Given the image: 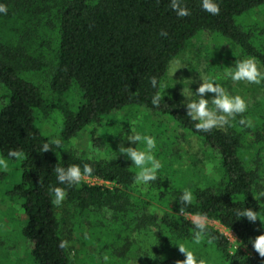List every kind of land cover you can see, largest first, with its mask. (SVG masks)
<instances>
[{
    "label": "trees",
    "instance_id": "1",
    "mask_svg": "<svg viewBox=\"0 0 264 264\" xmlns=\"http://www.w3.org/2000/svg\"><path fill=\"white\" fill-rule=\"evenodd\" d=\"M0 3L7 7V12L0 14V23L9 25L13 35L10 41L4 39L5 32L0 33V155L20 161V181L6 195L21 200L26 220L19 235L29 244L30 264H70L67 247H58L61 240L69 241L70 230L65 236L66 227L58 221L51 203V189L65 187L56 181L53 170L56 164L62 167L76 164L81 169L88 164L94 172L86 177L115 185L109 189L80 183L67 188L62 202L75 216L83 235L85 232L92 238L101 232L113 235L110 244L98 243L99 249L111 250L115 243L126 242L128 234L139 227L153 226L159 233L154 245L162 256L159 264H176L184 257L171 244L193 238V224L185 216L204 213L208 220L232 231L239 240L240 247L229 251L226 238L208 226L205 239L217 248L219 264H264V258L258 256L250 243L264 232L263 207L256 198L264 190V165L251 164L245 158L244 147L251 138L256 161L260 160L264 150V99L254 112L240 114L226 130L199 132L177 97L164 94L160 106L153 107L151 97L156 89L149 83L151 76L163 82L172 60L203 30L215 32L238 47L243 56L264 65V21L256 28L240 24L242 16L264 8V0H218V15L202 10L200 0H185L190 12L185 17L175 15L169 0H0ZM161 30L167 32L166 37L159 35ZM41 72L47 77L50 98L31 78ZM74 85L80 93L77 107L67 101V93ZM260 87L264 89V82ZM132 109L147 111L140 113L148 119L139 120L145 132H138L155 137L154 156L162 165L158 180L146 187L151 192L149 199L141 197L137 206L129 202L128 192L136 186L133 177L138 169L118 153V146L112 142L91 133L92 145L102 152L100 157L73 150L62 152L55 147L40 151L41 145L53 138L60 139L63 148L84 128L99 126L102 120L107 121L111 130L120 123L115 136L123 141V133H130L131 120L138 112L122 111ZM36 113L48 130L54 127L53 133L46 135L37 127ZM152 117L172 121L183 132L184 141L190 139L198 144L203 159H197L201 165L196 169L201 173L194 171L192 187L166 182L164 175L179 177L183 173L182 158L188 152L177 147L178 138L157 125ZM241 118L246 125L239 123ZM10 152L22 155L13 157ZM207 163L215 166L217 178L203 173V164ZM183 189L193 193V202L181 215L174 198ZM155 201L165 210L150 211L148 208ZM243 208L257 211L261 221L235 217L234 212ZM134 210L138 212L132 217L129 213ZM115 253L120 255L118 250Z\"/></svg>",
    "mask_w": 264,
    "mask_h": 264
},
{
    "label": "rangeland",
    "instance_id": "2",
    "mask_svg": "<svg viewBox=\"0 0 264 264\" xmlns=\"http://www.w3.org/2000/svg\"><path fill=\"white\" fill-rule=\"evenodd\" d=\"M263 21L264 8H261L254 9L242 16L240 24L243 25L244 28H256L262 25ZM1 32H5L4 39L8 38L10 41L13 39V35L9 30V25L0 23V33ZM244 58L246 57L241 54L238 47L234 46L227 39L222 38L210 30L200 31L194 38L188 41L184 50L170 63L167 74L163 80V83L167 86L164 90V94L175 96L185 104L186 99L183 95L187 90V86L194 92L198 83H200L199 75L215 77L216 82L221 83L231 94H239L245 98L248 103V108L245 112H254L256 110L255 106L260 104L264 99V89H262L260 85L255 84L237 83L234 85L230 79L224 78L226 68L232 66L234 61ZM176 60H180L185 67L177 69L172 74V69L175 67L174 62ZM31 78L43 89L46 98H50L51 94L47 90V77L45 73L41 72L33 75ZM189 80L195 82L188 85ZM207 95L211 94H206V98ZM67 101L72 107H77L79 104L80 93L75 85L72 86L67 93ZM122 112H138L135 119L131 118V128L137 132L139 130L145 132L139 120L143 118L145 120L148 119V117L140 113L147 111L132 109ZM116 119L119 121L120 115L116 116ZM152 119L155 120L156 124L161 128L167 129L169 134L178 138L179 145H177V147L188 152V156L186 155V157L182 158V162L185 163L182 167L183 173L179 177L164 175L167 177L166 182L172 184L175 181L185 188L192 187L194 183V171L198 173L199 168L196 169V167L201 165V163H197V159H203V156L199 152L198 144L190 139L187 140V142L184 141L183 132L179 128H176L172 121L158 117H152ZM106 122L107 121L102 120L99 126L90 125L84 128L63 147L62 152L73 150L75 152L100 157L102 152L92 145L90 139L91 133L117 146L121 143H128L126 140L118 141V139H116L115 135L117 130L115 128L120 127V123L117 122L116 126L111 130V128L107 127ZM35 123L46 135L55 131L54 127H49L48 130V126L41 121L39 113H36ZM251 144L252 139H247V143L244 146L245 158L250 160L251 164L253 162H258L264 165V150H261L260 160L256 161L257 155H255V149L251 147ZM202 170L203 173L209 175L208 177L217 178L214 173L215 166L212 167L208 163L203 164ZM200 173L201 172H199L198 175ZM20 176L21 168L19 159H5L0 155V264H30V255L28 252L29 244L19 235L20 229L26 220L21 210V200L10 199L6 195V192L9 191L13 185L19 183ZM81 183L101 185L109 189L115 187L111 182L102 185L101 180L98 178L84 177ZM139 192H143L144 195H141ZM128 193V200L133 206L139 205L141 197L148 200L149 198L147 196L151 194L146 187L138 185L133 186ZM259 199L263 207L262 216L264 217V197H260ZM54 207L58 221L66 227L65 236H68L67 232L70 230L69 241H67V252L70 264H159V259L162 256H160L157 250H154V245L159 238L157 228L153 226L139 227V229L128 234L129 236L126 242L121 241L115 243L114 246H111V250H104L103 247L99 249L98 243H101L103 246L108 243L110 244L111 241L114 240L113 235H107L104 232L97 233L93 238L89 236L88 232H85L83 235L81 230L78 229L75 216L71 213L67 205L62 203L59 207L55 205ZM148 209L156 213L158 209L159 211L162 209L165 210V208L161 207L160 203L156 201L153 202ZM137 212V210H134V212H130L129 215L135 217V213ZM185 218L192 223L190 215H186ZM208 226L226 238L229 251L236 249V241L238 242L237 248L240 247L239 240L232 231L224 228L213 220H208ZM153 229H156V231L153 232ZM180 244H183L193 251L199 259L205 261V264H219L220 262L221 258L217 248L205 238L199 244L195 243L193 238L173 242L171 244L172 249L176 247L175 250H177V254L183 256L178 250L177 245ZM115 250H118L120 255L117 256L116 254L118 253H115ZM167 251H169V246L167 247Z\"/></svg>",
    "mask_w": 264,
    "mask_h": 264
},
{
    "label": "clouds",
    "instance_id": "3",
    "mask_svg": "<svg viewBox=\"0 0 264 264\" xmlns=\"http://www.w3.org/2000/svg\"><path fill=\"white\" fill-rule=\"evenodd\" d=\"M169 6L177 17L190 15L185 6V0H169ZM200 7L211 15H218L220 12L218 0H200ZM6 12L7 7L0 3V14ZM159 35L166 37L167 32L161 30ZM174 64L172 74L177 69L185 67L180 60H176ZM224 78L230 79L234 85L237 83L261 85L264 82V65H258L254 58L236 60L232 66L226 68ZM199 80L200 83H198L194 92L187 86V90L183 95L186 99L184 104L185 115L194 122L193 126L199 132H209L213 129L226 130V126L231 127V122L248 108L245 98L239 94H231L221 83L216 82L215 77L199 75ZM194 82L189 80L188 85ZM149 83L152 88L156 89L151 97V104L153 107H159L167 86L155 76L149 77ZM206 94L211 95H207L206 98ZM239 123L241 125L247 124L243 118L239 119ZM123 137V140L128 141L129 146H124L121 143L118 146V153L125 159L130 160L131 165L138 169L133 177L134 184L147 187L151 182L157 181L158 171L162 165L154 156L157 147L155 137L147 134L142 135L132 128H130V133H123ZM138 145H143V147H138ZM53 147L63 149L61 140L53 138L50 142H44L40 151H49ZM9 155L17 157L22 154L10 152ZM53 170L58 184L65 185V187L55 186L51 189V203L57 207L65 200L68 187L80 184L84 177L91 176L94 172V169L88 164H84L82 169L76 164L67 167L56 164ZM260 197H264V190L257 193L256 198L259 199ZM174 200L179 205L178 213L183 215L187 206L193 202V193L188 189H183ZM234 216L237 218L244 217L249 222H255L259 219L257 211H253L251 208L236 210ZM191 220L194 229L193 240L199 244L208 234V218L204 213H195L191 215ZM155 231L156 229H153V232ZM250 243L258 256L264 258V232L257 235ZM67 246L68 242L64 240H61L58 244L61 249ZM177 246L184 259L176 261V264H205L203 259H199L193 251L183 244ZM237 247L238 242L236 241V249Z\"/></svg>",
    "mask_w": 264,
    "mask_h": 264
},
{
    "label": "built area",
    "instance_id": "4",
    "mask_svg": "<svg viewBox=\"0 0 264 264\" xmlns=\"http://www.w3.org/2000/svg\"><path fill=\"white\" fill-rule=\"evenodd\" d=\"M101 182H102V185H106L108 182H105V181H102L101 180Z\"/></svg>",
    "mask_w": 264,
    "mask_h": 264
}]
</instances>
